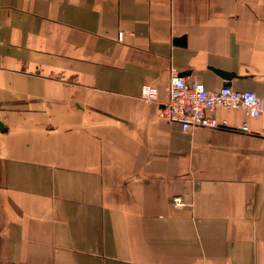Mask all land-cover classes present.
I'll use <instances>...</instances> for the list:
<instances>
[{
    "label": "crops",
    "instance_id": "0c3cea01",
    "mask_svg": "<svg viewBox=\"0 0 264 264\" xmlns=\"http://www.w3.org/2000/svg\"><path fill=\"white\" fill-rule=\"evenodd\" d=\"M174 70L264 100V0H0V264H264V115Z\"/></svg>",
    "mask_w": 264,
    "mask_h": 264
},
{
    "label": "built area",
    "instance_id": "2783aa9c",
    "mask_svg": "<svg viewBox=\"0 0 264 264\" xmlns=\"http://www.w3.org/2000/svg\"><path fill=\"white\" fill-rule=\"evenodd\" d=\"M147 101L156 99L158 91L148 86L144 89ZM219 108L228 110H243L250 118H260L264 115V100L251 91H237L230 86H223L216 91H209L201 82H190L174 70L168 102L161 110V117L168 123H178L186 132L196 129L225 128L215 111ZM242 131H249L247 124L241 126ZM172 205L176 209L185 207L180 197L174 198Z\"/></svg>",
    "mask_w": 264,
    "mask_h": 264
},
{
    "label": "water",
    "instance_id": "95a60500",
    "mask_svg": "<svg viewBox=\"0 0 264 264\" xmlns=\"http://www.w3.org/2000/svg\"><path fill=\"white\" fill-rule=\"evenodd\" d=\"M0 128H2V124L0 123Z\"/></svg>",
    "mask_w": 264,
    "mask_h": 264
}]
</instances>
